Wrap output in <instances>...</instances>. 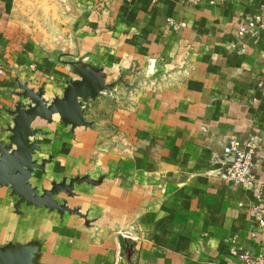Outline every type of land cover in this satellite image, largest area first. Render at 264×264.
<instances>
[{"label":"crops","instance_id":"obj_1","mask_svg":"<svg viewBox=\"0 0 264 264\" xmlns=\"http://www.w3.org/2000/svg\"><path fill=\"white\" fill-rule=\"evenodd\" d=\"M255 16L264 0H0V159L27 165L29 198L0 184V264L264 258V30L238 33ZM124 70L144 86L117 157L78 103ZM250 140L233 186L213 159Z\"/></svg>","mask_w":264,"mask_h":264},{"label":"rangeland","instance_id":"obj_2","mask_svg":"<svg viewBox=\"0 0 264 264\" xmlns=\"http://www.w3.org/2000/svg\"><path fill=\"white\" fill-rule=\"evenodd\" d=\"M58 33L59 30L56 29L51 32V36L54 37ZM71 57L75 58L76 56ZM137 73L136 70H132L131 73L124 70L123 73L110 80L99 98L85 103L81 109L83 125L98 133V136L103 139L99 144L100 146L104 145L102 152L110 156L123 157L124 154L127 155L129 148L127 136L123 134L119 136L118 130L114 127V118L118 119L119 113L128 114L130 98H134V91L137 87L141 89L144 86V83L140 84V79H137ZM114 138L116 141H113Z\"/></svg>","mask_w":264,"mask_h":264},{"label":"built area","instance_id":"obj_3","mask_svg":"<svg viewBox=\"0 0 264 264\" xmlns=\"http://www.w3.org/2000/svg\"><path fill=\"white\" fill-rule=\"evenodd\" d=\"M174 28L178 29L179 26L169 21ZM249 30L253 34L257 30H264V20L261 16H255L248 20L245 24L241 25L238 29L240 35ZM257 89L264 98V81L257 84ZM81 103L83 109L85 102ZM255 144L253 140L248 141L244 149L238 148L234 142H230L224 146L221 154L214 158L215 163H220L226 180L233 186L251 185L253 182L252 169L254 167L253 157L255 153ZM239 264H264L262 256H252L248 253H243L239 257Z\"/></svg>","mask_w":264,"mask_h":264},{"label":"water","instance_id":"obj_4","mask_svg":"<svg viewBox=\"0 0 264 264\" xmlns=\"http://www.w3.org/2000/svg\"><path fill=\"white\" fill-rule=\"evenodd\" d=\"M78 105L80 108L81 103L79 102ZM25 167L27 165L23 163L17 165V161L13 159V156H8L6 152L2 153V158L0 159V184H11L17 192L28 198V188L25 187L24 181L26 176Z\"/></svg>","mask_w":264,"mask_h":264}]
</instances>
